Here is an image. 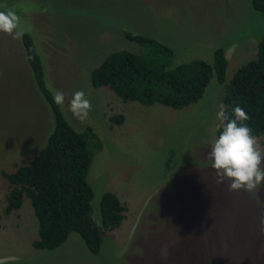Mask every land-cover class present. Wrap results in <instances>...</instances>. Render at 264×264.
<instances>
[{
  "label": "rangeland",
  "instance_id": "rangeland-1",
  "mask_svg": "<svg viewBox=\"0 0 264 264\" xmlns=\"http://www.w3.org/2000/svg\"><path fill=\"white\" fill-rule=\"evenodd\" d=\"M8 10L19 18L15 31L31 35L47 88L64 93L65 119L77 131L90 127L99 141L86 176L95 220L105 190L125 210L117 228L100 231L96 254L75 233L50 250L32 247L37 225L27 197L4 212L10 184L1 172L37 153L52 117L20 37L0 32V264H264V185L229 191L207 157L217 138L222 84L210 78L200 99L173 109L122 101L89 82L104 54L130 47L120 29L168 44L175 63L210 61L213 48L223 46L227 82L264 34V15L250 0H0V11ZM78 90L92 105L83 121L70 111ZM113 114L120 123L109 119ZM257 139L264 147V135Z\"/></svg>",
  "mask_w": 264,
  "mask_h": 264
},
{
  "label": "trees",
  "instance_id": "trees-1",
  "mask_svg": "<svg viewBox=\"0 0 264 264\" xmlns=\"http://www.w3.org/2000/svg\"><path fill=\"white\" fill-rule=\"evenodd\" d=\"M250 4L264 15V0H250ZM120 31L130 47L107 52L91 67L92 87L106 86L122 101L180 109L200 99L214 77L223 86L221 104L229 118H234L232 110L240 106L250 118L243 123L254 136L264 135V34L255 44L254 56L238 66L225 82L223 46L213 48L210 61L197 58L175 63L168 44L128 29ZM19 37L33 82L51 113L52 127L45 143L28 162H21L11 172H1L10 184L4 212L18 209L27 197L37 225L32 247L50 250L69 233H75L88 252L96 254L102 242L100 231L119 226L125 205L105 190L98 200L99 222L95 220L90 203L93 192L86 176L91 150L99 146V141L90 127L77 131L65 119L46 86L41 57L31 35L22 32ZM109 119L118 124L122 116L113 114ZM220 131L222 128L216 127L217 137Z\"/></svg>",
  "mask_w": 264,
  "mask_h": 264
},
{
  "label": "clouds",
  "instance_id": "clouds-1",
  "mask_svg": "<svg viewBox=\"0 0 264 264\" xmlns=\"http://www.w3.org/2000/svg\"><path fill=\"white\" fill-rule=\"evenodd\" d=\"M18 16L12 10L0 11V32L19 38L16 32ZM54 102L62 105L64 93L57 90L53 95ZM91 102L83 90L73 93L70 100V111L79 120H85L91 110ZM234 118H229L224 105H220L217 118L222 128L217 138L211 142L207 153L211 167L215 170L217 183L228 181L229 191L253 192L264 185V147L261 146L252 129L245 123L249 118L245 110L236 106ZM264 224V219L261 220ZM166 256V250L163 252Z\"/></svg>",
  "mask_w": 264,
  "mask_h": 264
}]
</instances>
